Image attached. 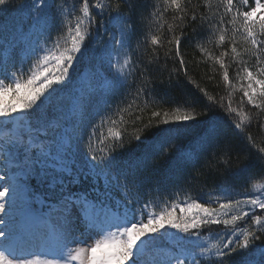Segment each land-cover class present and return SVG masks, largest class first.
I'll return each mask as SVG.
<instances>
[{"label":"snow or ice","instance_id":"6c2138e0","mask_svg":"<svg viewBox=\"0 0 264 264\" xmlns=\"http://www.w3.org/2000/svg\"><path fill=\"white\" fill-rule=\"evenodd\" d=\"M169 2L180 24L190 19L189 26L203 33V39L215 35L207 13L199 15L187 2L183 6L180 0ZM10 9L22 15L14 33L6 36L0 28V77L15 76L25 64L30 75L15 80L11 87L17 103L0 107V264H66V249L83 242L85 236L104 232L109 238L77 248L71 259L81 264H233L234 256L244 255L245 264H264V194L249 195L246 190L238 194L229 189L214 201L193 199L179 209L182 217L177 216L175 205L145 216L147 205L142 203L146 189L191 187L185 173L192 181L200 179L203 173L197 165L210 149L231 159L233 146L220 138L219 125L227 122L238 133L246 125L232 123V117L241 122H250L251 117L244 112L237 115L230 105L226 113L215 112L218 106L205 99L206 93L198 100L184 96L181 102L166 103L157 92L162 75L159 60L150 53L149 61L140 51L138 22L121 7L96 0L102 22L89 14L88 0H83L81 9L70 11L61 0H32L30 5L0 0V15ZM79 11L87 23L78 17L70 27L71 46L48 50L41 59L42 41L52 39L53 28L62 33L64 17ZM260 13H264V0H255L242 15L233 0H227L224 8L234 32L240 31L236 18L242 20L243 35L251 45L246 54L257 64L255 75L245 69L248 83L243 91L257 115L264 113V15ZM185 31L181 28L180 35L172 31L169 42L174 51L164 53L177 63V79L169 72V87L180 82L182 72L186 74L180 50L191 35H183ZM94 37L100 40L94 58L99 69L107 66L108 75L97 70L100 87H77L84 75L78 74L79 66L89 55V41ZM225 39V34L219 35L222 44ZM151 44L157 49L164 46L156 37ZM231 54L239 55L235 46ZM121 55L127 58L123 64ZM33 58L38 60L35 70L30 68ZM219 63L228 81L224 60ZM69 90H74L71 105L65 102ZM129 97L137 102L134 133L114 132L102 142L101 128L106 119L111 122L113 104L117 109L131 107ZM210 113L217 117L211 118ZM254 154L264 179V147ZM192 170L197 175H191ZM232 175L245 183L255 178L244 162ZM242 219L249 227L237 233L236 221ZM212 225L228 226L219 245L211 246L214 253L202 233ZM113 229L119 240L111 239ZM38 250L52 258L30 259Z\"/></svg>","mask_w":264,"mask_h":264},{"label":"trees","instance_id":"16d2710c","mask_svg":"<svg viewBox=\"0 0 264 264\" xmlns=\"http://www.w3.org/2000/svg\"><path fill=\"white\" fill-rule=\"evenodd\" d=\"M32 0H13L14 5L30 3ZM64 3L66 10L81 9L83 0H61ZM103 2L111 4L113 8L121 7L125 14L129 15L133 20L138 22V34L140 41V51L144 52L148 60L151 61L150 53H155L159 60V68L162 75H159L157 92L166 103H177L183 100L184 96H191L194 99H199L201 95L206 93L205 99L214 106L215 112L223 110L225 113L228 111V106L237 109V115L244 112L245 115L251 117V121H239L232 117V123H242L246 125L240 131L234 132L231 130L227 122H221L220 138L224 141L230 142L233 146L231 159L222 152L215 153L210 149L205 153L197 165L199 172L203 176L198 180H191L189 173L185 175L191 182V187L187 185L183 188L169 186L162 190H145L143 198H147L143 204L151 207H160L153 209L158 212L168 208L177 203L191 202L193 199H198L200 202L205 200H216L221 197L223 191L235 189L238 194L245 193L252 195L257 189H264V179L260 178L262 170L259 166V161L255 157V151L259 147H264V113H259L252 106L246 103V98L243 97V91L247 88V79L245 76V69L252 71L255 75L258 71L255 59L247 55L246 52L251 48L243 35L242 20L240 17L236 18L235 27L239 28V32H234L231 17L224 14V8L227 0L222 3L221 0H180L183 6L186 2L189 8L195 9L199 15L208 14V18L213 21L212 29L215 35H209L207 39L201 36L190 27V19L185 20L183 24L179 23L177 10L172 6L169 0H127V3H122V0H103ZM89 14L97 21L102 22L103 17L97 15L95 10L96 0H88ZM236 9L241 13L245 10H250L255 5V0H233ZM21 13L10 9L8 13L0 15V28L3 29L4 35H9L15 32L16 27L21 21ZM182 15V14H181ZM258 15H264L260 13ZM81 19L82 23H87L83 19L82 11L72 12L71 15L64 17L63 32L57 34L56 29H52V39L43 41L47 46H51L53 51L57 47H69V30L72 25ZM179 25V26H178ZM187 29L183 33L185 36L191 35L188 39L191 40L187 43H182L181 54L185 60L182 68L186 69V74L181 73L180 82L169 87L166 81L169 78V72L172 73V79L176 80L175 72L177 63L173 62L171 54L165 57L164 53L167 50L169 53L174 51V45L169 41L171 40L172 31L175 30L177 35H180V29ZM225 34L226 39L223 44L219 41V35ZM100 35L103 36V28L100 29ZM152 37H156L163 43V47L159 49L154 48L151 44ZM233 37L235 39L233 40ZM87 39V38H86ZM106 39V37H105ZM58 41V44H54ZM67 41V44L65 42ZM198 41V42H197ZM99 37H94L89 41V55L81 62L79 72H83L86 68L96 70L99 66L93 55L94 45L99 43ZM203 45V49L200 45ZM136 46V45H134ZM235 46L239 55L231 54V48ZM204 49L207 51L205 52ZM228 52L229 55H223ZM139 54V52H138ZM127 59V58H126ZM224 60V67L228 70L229 80L224 81L223 69L220 67L219 61ZM29 66L25 64V70ZM34 69V60L31 62V70ZM104 73L108 74V68L105 65ZM79 85V82H77ZM74 90H69L67 93L66 103L69 105L72 102ZM113 99H117L113 97ZM131 107L121 105L119 109L113 104V109L109 113L111 122L105 120L101 128L100 139L103 142L105 138L111 139L114 132L127 131L129 134L134 133L135 129L132 127V120L136 115V103L128 98ZM147 115V114H146ZM211 118H216V113H210ZM207 119V118H205ZM97 146H102L97 145ZM239 157V160H237ZM240 162L248 164L249 174L255 178L245 183L243 178L234 177L232 173ZM164 168L166 164L161 162ZM228 170V171H226ZM191 175H197L196 170L191 171ZM227 181V183L223 181ZM153 188V186H149ZM219 189V190H217ZM242 198V197H238ZM228 226L212 225L210 228L202 229L203 235H217L225 232ZM235 227L237 233L241 230H246L249 225L243 219L236 221ZM233 264H245L244 255H237L233 258Z\"/></svg>","mask_w":264,"mask_h":264},{"label":"rangeland","instance_id":"374dc122","mask_svg":"<svg viewBox=\"0 0 264 264\" xmlns=\"http://www.w3.org/2000/svg\"><path fill=\"white\" fill-rule=\"evenodd\" d=\"M41 47H42V43H41ZM42 48L44 49V51L40 53L41 58L43 57V55L47 54V51H48L45 47H42ZM83 76H85L86 78L89 77L87 72H85ZM2 89H5V88H2ZM21 94H23V93H21ZM16 96H17V94H15L12 90L5 89V91H1L0 92V107H6L9 104L17 103ZM262 194H264V189L260 188V189L256 190L252 195H262ZM181 207H183V206H179L178 208L180 209ZM179 209L177 210V216L182 217L183 212L179 211ZM227 218H230V217H227ZM223 234L224 233L218 234V235H211V236L203 237L205 243L207 244V246L211 249V251L213 253L216 251V249L211 248V246L213 244L219 245L220 240L224 238ZM106 238H109L108 232H104V233L100 234L98 237H96V236H92V237L85 236V237H83L82 238L83 242L77 243L75 246H71L69 249H66L64 251L63 256H64V260H65L66 264H81L80 260L71 259L72 256H75L76 249L80 248V247H88V246H90V243H94L96 239L103 240ZM78 239H80V238H78ZM51 258L52 257H50V258L48 257L47 259H51Z\"/></svg>","mask_w":264,"mask_h":264}]
</instances>
